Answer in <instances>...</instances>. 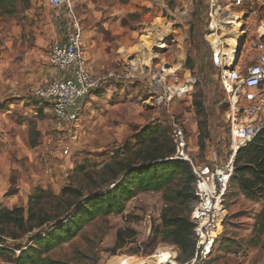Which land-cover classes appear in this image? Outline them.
I'll return each mask as SVG.
<instances>
[{"label": "rangeland", "instance_id": "1", "mask_svg": "<svg viewBox=\"0 0 264 264\" xmlns=\"http://www.w3.org/2000/svg\"><path fill=\"white\" fill-rule=\"evenodd\" d=\"M69 1L71 10L47 0H18L15 13L0 18V208L25 207L36 187L53 193L65 186L82 192L102 188L104 164L130 154L136 136L157 124L182 126L196 163H210L213 151L224 159L226 103L218 70L209 61L205 0ZM224 2L239 16L223 33L245 36L238 55L248 63L258 52L253 43L264 5L259 0ZM75 21L89 69L104 79L84 100L72 139L66 129L56 128L48 107L29 90L62 76L48 66L46 55L51 44L65 40ZM161 36L167 40L159 46ZM130 65L137 72L126 78L121 73ZM161 65L179 66L178 81L192 83L166 109L153 106L148 83L149 73ZM163 191L137 193L121 212L96 218L44 257L69 264L150 257L153 264L157 251H169L182 263L175 244L152 239L170 193ZM263 206V199H247L230 184L218 237L198 264H264V223L257 221ZM30 243V235H0V264H17L13 259Z\"/></svg>", "mask_w": 264, "mask_h": 264}, {"label": "built area", "instance_id": "2", "mask_svg": "<svg viewBox=\"0 0 264 264\" xmlns=\"http://www.w3.org/2000/svg\"><path fill=\"white\" fill-rule=\"evenodd\" d=\"M232 1L240 5L243 0ZM259 1L264 5V0ZM47 2L51 6L71 10L69 0ZM205 3L209 61L218 70L217 80L225 95L227 155L221 160L213 151L210 163H196L189 153L184 129L174 122L171 124L170 135L174 152L168 159L188 162L194 176L196 201L190 219L194 224L192 232L195 249L193 257L185 262H177L165 252L169 254V258L163 261L159 256H154L153 264H172L173 260L175 264H198L211 253L223 217V202L234 171L235 156L264 129V19L260 20L256 27L253 43L258 52L248 57V63L242 64L241 56L236 51L237 38L224 37L222 32L235 21V13L224 0H205ZM46 59L48 66L60 71L62 76L38 83L30 88L29 94L48 107L58 130L66 129L69 137L76 139V129L73 127L79 120L83 102L100 88L104 79L89 69L82 45L81 28L76 21L63 42L49 46ZM179 68L161 65L149 73L148 83L153 89L151 100L155 108L166 109L172 100L182 96L192 87L189 81H178ZM136 72L137 68L130 65L121 75L132 78ZM155 255H158V252Z\"/></svg>", "mask_w": 264, "mask_h": 264}, {"label": "trees", "instance_id": "3", "mask_svg": "<svg viewBox=\"0 0 264 264\" xmlns=\"http://www.w3.org/2000/svg\"><path fill=\"white\" fill-rule=\"evenodd\" d=\"M17 1L0 0V18L13 15ZM117 1L125 4L130 0ZM199 148H203L202 144ZM129 152L123 159L104 164L103 177L105 174L107 177L101 181L102 188L96 191L82 192L65 186L59 193H53L36 187L28 195L25 207L0 208V235L11 239L30 235L31 239L13 261L17 264H69L44 256L73 239L96 218L121 212L124 204L137 193L168 189L161 223L152 239L155 241L159 236L161 241L175 244L181 251L182 262L192 258L195 242L190 213L196 201L194 176L188 162L168 159L174 152L170 126L157 124L145 128L136 136ZM230 184L247 199L264 200V129L237 152ZM257 221L264 223V206Z\"/></svg>", "mask_w": 264, "mask_h": 264}, {"label": "bare ground", "instance_id": "4", "mask_svg": "<svg viewBox=\"0 0 264 264\" xmlns=\"http://www.w3.org/2000/svg\"><path fill=\"white\" fill-rule=\"evenodd\" d=\"M238 16L239 15H234V18H238ZM235 20H237V19H235ZM234 26H235V30H236V28L239 26V23L238 22H235L234 23ZM223 32V31H222ZM232 32L231 33H223V36L224 37H230V36H232ZM235 38L236 37H238V35H233ZM150 37V36H149ZM167 40V39H166ZM165 40V37H163V36H161L160 38H159V40H158V44L157 45H159V46H162L163 45V41H166ZM174 67V66H173ZM223 213H224V211H223ZM219 229V228H218ZM221 229V228H220ZM221 231V230H220ZM218 234V233H217ZM216 234V237H218V235ZM158 252V255H153V257L154 256H159V259H161V260H166L167 258H169L168 257V255L169 256H171V258L173 257L174 258V256H173V253L172 252H169L168 251V253H165V252H167V251H157ZM150 257H131V256H125V257H122V258H119L116 262H115V264H150ZM162 261V262H163ZM172 264H175V261L173 260L172 262H171Z\"/></svg>", "mask_w": 264, "mask_h": 264}, {"label": "water", "instance_id": "5", "mask_svg": "<svg viewBox=\"0 0 264 264\" xmlns=\"http://www.w3.org/2000/svg\"><path fill=\"white\" fill-rule=\"evenodd\" d=\"M244 39H245L244 35H242L240 38L237 39V46H236L237 54L239 53V50H240V48H241V46L243 44Z\"/></svg>", "mask_w": 264, "mask_h": 264}]
</instances>
